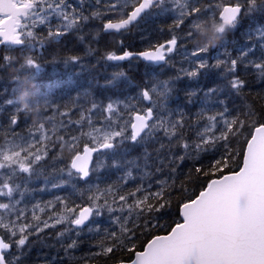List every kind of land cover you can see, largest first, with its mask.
<instances>
[{"label": "snow or ice", "instance_id": "snow-or-ice-1", "mask_svg": "<svg viewBox=\"0 0 264 264\" xmlns=\"http://www.w3.org/2000/svg\"><path fill=\"white\" fill-rule=\"evenodd\" d=\"M127 3L0 0V45L8 53L16 46L22 51L32 48L33 42L43 48L45 42H60L69 33L81 44L89 43L83 29L92 20L108 16L100 31L120 33L156 10L157 17L171 20L168 39L150 42L138 54L107 52L100 59L130 61L137 55L149 64L163 66L182 56L188 65L181 64L174 80L146 86L137 97L109 100L106 104L93 101L61 110L50 100L52 88L41 92L33 82V91H19L21 69L25 79L32 81L41 70L31 55L25 57L19 69L11 54L2 57L3 65L18 75L13 78L16 86L11 95L0 105L8 113L5 122L11 133V138L5 137L0 144V264H21L29 238L40 239L41 233L57 225H66L56 233V244L65 256L78 246L80 237L94 234L95 250L90 255L104 258L105 264H126L116 259L119 253L129 255L127 264H264V113L258 117L247 103L244 107L233 106V97L243 96L244 73L254 70L264 78V24L255 22L256 14L264 15V0H236L222 8L217 5L216 9L205 7L201 0H139L124 15ZM116 13L122 18L112 19ZM246 18L253 23L245 33V43L235 49V55L225 51L226 59L218 56L214 64L209 63V54L224 48V44L217 46L211 41L222 40L228 30L242 26ZM99 38L97 32L91 39L98 42ZM64 63L82 64V59L73 55ZM213 69L221 71L226 83L200 88L201 103L195 121L186 120L183 109L171 107L175 81L198 80ZM126 79L125 72H113L104 87H116ZM186 94L192 97L198 92L186 90ZM21 113L26 118L34 117L29 126L30 138L18 135ZM193 129L194 134L189 135ZM241 137L243 145L238 150L233 141L239 143ZM84 138L90 143H83L81 150ZM149 144L152 151L148 150ZM57 145L59 153L52 159H60L67 151V162L63 167L53 166V173L46 174L41 162ZM140 147L143 151L133 155ZM205 155L209 156L207 165L202 161ZM237 157L242 158L238 170H232ZM186 160L198 161L193 164L196 177L208 179L198 194L180 202V220L166 235L152 234L138 247L140 236L158 226L157 214L171 207L178 170ZM101 171L116 179L101 180ZM94 174L105 187L101 189L97 183L90 188L87 206H69L57 196L56 200L65 206L62 213L42 220L33 211L31 221L27 219L25 197L30 191L45 192L49 186L76 188L78 181L91 184ZM192 175L190 170L188 178ZM41 178L43 186L32 188ZM179 189L188 191L183 182ZM49 206L54 204L49 202ZM34 208L44 211L39 203ZM63 262L64 256L57 254L46 257L42 264Z\"/></svg>", "mask_w": 264, "mask_h": 264}, {"label": "trees", "instance_id": "trees-1", "mask_svg": "<svg viewBox=\"0 0 264 264\" xmlns=\"http://www.w3.org/2000/svg\"><path fill=\"white\" fill-rule=\"evenodd\" d=\"M75 1V0H73ZM221 0H201V3L205 6H211L215 3H219ZM226 3L235 2V0H225ZM128 7L124 12L126 15L132 8ZM122 18L120 13L112 15V19L118 20ZM218 19V14H217ZM108 16L103 19H96L89 22V25L83 29L85 34V40L89 43L81 44L75 35L69 33L63 37L60 42H45L43 48L39 46L38 42H33L34 47L21 50V46H16L10 53L7 52L3 45H0V105L8 98L13 87L16 86V82L13 80L18 75L17 71L13 68H9L3 65L2 57L5 54H11L15 58L16 69L20 68V64L24 62L26 56L31 55L41 65V70L36 74L34 81L26 80L24 76V70L19 72V91H33V82L40 88L41 92H46L49 88H52L50 100L54 101V107L58 106L61 110H64L65 106L75 107L77 105H90L93 101L97 103L106 104L109 100L124 101L132 97H137L139 91L146 86H151L153 83L160 80H170L175 78L177 73H171L169 71H175L176 69L170 65V67L164 68L163 66H154L143 62L139 59L128 60L123 63H119L117 67L114 62H106L100 58L107 52H113L115 54L123 53L124 51L139 52L146 50L151 43H163L169 38L167 31L171 20L167 17H157L156 10H153L152 16H145L144 19L139 20L134 25H130L125 31L117 34L108 35L104 32H100V38L97 41H92L93 28L96 26H102L104 22H107ZM256 23L264 24V15L256 14ZM253 23L251 18H246L242 22V26L235 30H228L224 35V51L235 54V49L245 43V33L249 30V25ZM37 33H40V29H37ZM203 38V37H202ZM255 43V41H253ZM192 47L191 44L188 45ZM80 56L82 64H65L64 61L69 56ZM226 59L223 54L221 57ZM214 64L215 60L209 61ZM31 71V70H30ZM123 71L127 74V79L118 82V86H107L106 79L111 78L113 72ZM243 78L246 81V87L244 89L243 96L233 97L234 107H244L247 103L251 109L259 117L264 113V78L258 76L253 71H248L243 74ZM226 80L219 69H213L206 71L198 80L182 79L175 81L176 91L173 94L171 100V107L173 109L181 108L186 112L185 119L191 118L195 121V114L200 108L202 93H199L200 88L208 86L220 85L223 86ZM186 90H195L197 95L189 97L186 94ZM189 99L192 100L189 103ZM132 103H136L135 100ZM145 104L147 102H144ZM123 104L119 105V108ZM247 110V109H245ZM48 114V113H46ZM8 113L4 112L0 108V144L4 142L5 137L11 138V133L8 130L6 124V117ZM75 118V114H74ZM128 118V117H127ZM60 118L57 117V120ZM34 117H25L21 113V123L17 129L18 135L25 138H30L29 126L33 123ZM195 129L192 133L194 134ZM245 135L247 131L245 130ZM83 143H90L86 138L81 140V150ZM243 145V137L240 138L239 143L233 141V147L241 149ZM148 150L152 151L151 144L148 145ZM143 151V147L137 148L132 154L136 155ZM223 151V149H221ZM59 153V146L52 148L49 152V158L42 161L44 165L42 171L46 174L53 173V166L59 168L63 167L67 162L68 153L65 151L60 159H52V157ZM99 155V154H96ZM241 157L236 158V164L231 166L232 170H238L237 165L241 162ZM205 165L209 162V156L205 155L202 158ZM95 162V160H94ZM198 161L186 160L179 168L176 178L177 188L172 194L171 207L166 211L157 214L159 217L158 226L153 227L143 236L137 235L140 239L137 241V246H141L144 240L149 238L152 234L165 235L174 226V222L180 220L178 214V208L181 201L186 197L195 194L201 190L204 182L208 179L205 176L196 177L194 173L193 164ZM193 171L192 178H188L189 171ZM228 169H225L227 172ZM101 180H115L116 177L108 176L104 171L100 173ZM91 184H86L83 181L76 183V188L67 185L63 188L49 189L45 192L38 190L30 191L25 197L27 203V219L31 221L33 211L41 217L42 220L48 219L49 215L55 213H62L64 211V205L56 200L59 196L64 198L69 206L79 204L81 206H87L89 203L88 196L91 194L90 188L99 183L101 189L105 187V184L100 180H97L94 174L91 178ZM184 183L188 191L181 192L179 185ZM43 178L36 181L32 188H36L37 185L43 186ZM155 190V186L154 189ZM49 202L54 204V207L49 206ZM36 203L40 204V208H34ZM55 216H53V219ZM155 223V222H154ZM105 224L107 220L105 218ZM66 227V225H57L55 228H48L40 234V239L35 236L29 238L28 245L25 246V254L22 257L21 264H42L46 257L59 254L64 256L63 264H105V259L100 257H94L90 255V252L95 249L92 247L94 240L92 236L94 234H86L80 237V243L65 256L63 248L56 244V233ZM2 231V230H0ZM75 238V237H73ZM55 244V247L53 245ZM116 259H123L128 261L129 255L127 253H119ZM108 264H112L111 261Z\"/></svg>", "mask_w": 264, "mask_h": 264}, {"label": "rangeland", "instance_id": "rangeland-1", "mask_svg": "<svg viewBox=\"0 0 264 264\" xmlns=\"http://www.w3.org/2000/svg\"><path fill=\"white\" fill-rule=\"evenodd\" d=\"M137 1H139V0H128V3H127V5L124 7L123 12L127 11L128 7L134 6V5L137 3ZM235 1H236V0H235ZM71 2L75 3L76 0H75V1L71 0ZM217 5H219L221 8L223 7V3H215V4L211 5V7H212L213 9H216V8H217ZM101 29H102V26H99V25H98V26H96L95 28H93L92 31H93V33L96 34L97 32H101V31H100ZM216 44H217V46H219L220 44H224V37L222 38V40H220V41H219L218 43H216ZM226 52H227V51H226ZM224 53H225L224 48L220 49L219 52H217V51H213L212 53L209 54V60H208V62H209V61L216 60V58H217L218 56L221 57ZM234 55H235V54H234ZM182 63L184 64L185 67L188 66V65H187V62L183 60L182 56H176V57L172 60L171 64H166V65L164 66V68L170 67V65H172L176 70H175V71H172V70H171V71H169V72H171V73H177ZM120 109L123 110V106L120 107ZM125 118L127 119V117H125ZM0 199H2V198H0Z\"/></svg>", "mask_w": 264, "mask_h": 264}, {"label": "water", "instance_id": "water-1", "mask_svg": "<svg viewBox=\"0 0 264 264\" xmlns=\"http://www.w3.org/2000/svg\"><path fill=\"white\" fill-rule=\"evenodd\" d=\"M139 2V1H138ZM137 2V3H138ZM136 3V4H137ZM135 4V5H136ZM230 4H233V3H227V4H225L224 6H228V5H230ZM134 5V6H135ZM134 6H133V8H134ZM133 8L130 10V11H132L133 10ZM129 11V12H130ZM128 12V13H129ZM139 21V20H138ZM138 21H136V22H133L131 25H134L135 23H137ZM130 26V25H129ZM126 29H124V30H121V32L122 31H125ZM105 34H108V35H112V34H117V33H115V32H112V33H105ZM142 51H144V50H142ZM142 51H139V52H132V53H135V54H138V53H140V52H142ZM123 53H120V54H117V55H122ZM132 59H139V60H141V61H143L142 59H140L137 55H134L133 56V58ZM126 61H128V60H125V61H120V62H114L115 64H119V63H123V62H126ZM143 62H145V61H143ZM146 63H148V62H146ZM154 66H161V65H157V64H153ZM166 235V234H165ZM126 264H127V262H126Z\"/></svg>", "mask_w": 264, "mask_h": 264}, {"label": "clouds", "instance_id": "clouds-1", "mask_svg": "<svg viewBox=\"0 0 264 264\" xmlns=\"http://www.w3.org/2000/svg\"><path fill=\"white\" fill-rule=\"evenodd\" d=\"M204 35H207V34H204ZM219 42V38H217L216 40L214 41H211V43L215 44V43H218Z\"/></svg>", "mask_w": 264, "mask_h": 264}, {"label": "flooded vegetation", "instance_id": "flooded-vegetation-1", "mask_svg": "<svg viewBox=\"0 0 264 264\" xmlns=\"http://www.w3.org/2000/svg\"><path fill=\"white\" fill-rule=\"evenodd\" d=\"M138 2V1H137ZM219 3H223V6L225 5V4H227L226 2H225V0H221Z\"/></svg>", "mask_w": 264, "mask_h": 264}]
</instances>
